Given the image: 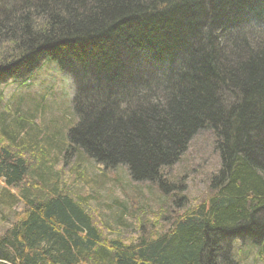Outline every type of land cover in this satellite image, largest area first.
<instances>
[{
  "label": "trees",
  "instance_id": "obj_1",
  "mask_svg": "<svg viewBox=\"0 0 264 264\" xmlns=\"http://www.w3.org/2000/svg\"><path fill=\"white\" fill-rule=\"evenodd\" d=\"M14 1L0 7V78L29 79L50 62L73 75L70 154L124 167L132 181L167 194L176 189L168 170L209 129L221 167L208 203L163 234L144 236L143 228L130 245L104 243L67 194L27 199L26 216L0 236V261L239 264L235 245L264 261V0ZM91 76L127 85L112 108L89 102ZM27 170L0 149V181L13 187Z\"/></svg>",
  "mask_w": 264,
  "mask_h": 264
},
{
  "label": "rangeland",
  "instance_id": "obj_2",
  "mask_svg": "<svg viewBox=\"0 0 264 264\" xmlns=\"http://www.w3.org/2000/svg\"><path fill=\"white\" fill-rule=\"evenodd\" d=\"M13 2L0 0V7L8 8ZM48 64L28 82L32 85L0 78V149L24 160L28 167L15 186L0 181V236L26 216L27 199L44 200L58 193L83 205L107 245L112 240L130 245L142 237L143 228L144 236L163 234L190 211L208 203L213 195L212 178L221 167L213 135L196 136L180 162L168 170L166 180L176 189L167 194L156 184L132 181L124 167L106 170L68 151V130L75 123L74 85L68 75L60 74L57 64ZM122 77L128 84V74ZM93 79L88 83L96 90L107 85L104 79L100 85ZM118 84L111 85L119 90ZM121 107L128 104L123 102ZM238 248L235 245L239 264H264L254 252Z\"/></svg>",
  "mask_w": 264,
  "mask_h": 264
},
{
  "label": "bare ground",
  "instance_id": "obj_3",
  "mask_svg": "<svg viewBox=\"0 0 264 264\" xmlns=\"http://www.w3.org/2000/svg\"><path fill=\"white\" fill-rule=\"evenodd\" d=\"M35 22H37V20H35ZM228 33L227 34H229V36H230V40L232 41V43L234 44V43H238L239 42V40H238V35L237 34H239V32L237 33V31H236V29H234V28H231V29H229L228 31H227ZM226 38V35H225V37L223 38V39H225ZM221 49L222 50H224V46H221ZM74 74V76H76V77H78V78H81V79H83V75H84V73L82 72V71H78L77 73H73ZM162 74H164V75H166L167 74V70L165 69V70H163V72H162ZM68 77H69V79L71 80V82H72V85H74V89L76 88V82H75V80H74V77H73V75H68ZM92 77V76H91ZM85 78H86V76H85ZM90 78V77H89ZM88 78V79H89ZM94 80V82L96 83V84H98V85H100V83L99 82H97V80L94 78L93 79ZM152 82H154V81H152ZM91 84V83H90ZM91 91L93 92V95H92V97H91V99L89 100V102L92 104V105H98V106H100V107H102V108H107V109H109V108H112V106L113 105H115L116 104V99L119 97V96H121V95H123V91H125V89H126V87H127V85L125 86V85H123L122 86V90L121 89H119V90H117V89H115L112 85H106V86H104V87H100V89H95V87H94V84H91ZM109 91V92H108ZM107 92V93H106ZM126 94V93H125ZM135 94V93H134ZM126 95H129V94H126ZM144 93L143 92H141V91H137V98H139V99H142L144 96ZM75 99V98H74ZM208 128H211V127H208ZM206 133H210L211 134V130H206ZM212 135V134H211ZM180 162V161H179ZM178 162V163H179ZM177 163V164H178ZM176 164V165H177ZM175 165V166H176Z\"/></svg>",
  "mask_w": 264,
  "mask_h": 264
}]
</instances>
